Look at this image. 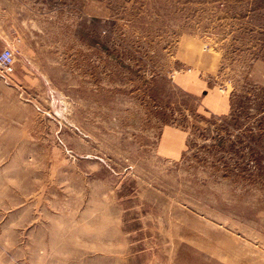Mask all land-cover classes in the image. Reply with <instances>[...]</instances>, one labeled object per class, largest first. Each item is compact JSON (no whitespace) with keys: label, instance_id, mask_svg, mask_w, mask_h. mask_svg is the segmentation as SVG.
<instances>
[{"label":"rangeland","instance_id":"1","mask_svg":"<svg viewBox=\"0 0 264 264\" xmlns=\"http://www.w3.org/2000/svg\"><path fill=\"white\" fill-rule=\"evenodd\" d=\"M5 47L0 264H264V0H0Z\"/></svg>","mask_w":264,"mask_h":264},{"label":"crops","instance_id":"2","mask_svg":"<svg viewBox=\"0 0 264 264\" xmlns=\"http://www.w3.org/2000/svg\"><path fill=\"white\" fill-rule=\"evenodd\" d=\"M4 24H5L4 25L5 35L7 38L5 40V43L12 44L13 40H14V35L18 34V29H17L14 21L12 20V18H9V17L5 18ZM9 36H10V39H9ZM205 86L206 85H204V84L196 83L195 88L197 91H199V93L201 92V94H202L205 92ZM205 93L206 94L203 95V103H204L205 107L207 108V110H209L210 112H214V111H217V110L222 108L223 102L219 98L216 99V95H214L213 90H209L208 92H205Z\"/></svg>","mask_w":264,"mask_h":264},{"label":"built area","instance_id":"3","mask_svg":"<svg viewBox=\"0 0 264 264\" xmlns=\"http://www.w3.org/2000/svg\"><path fill=\"white\" fill-rule=\"evenodd\" d=\"M14 52L12 49L5 47L0 52V68L6 72H12L14 66Z\"/></svg>","mask_w":264,"mask_h":264}]
</instances>
